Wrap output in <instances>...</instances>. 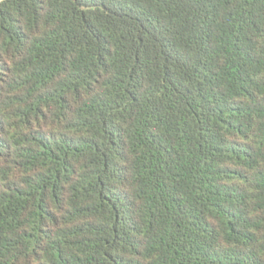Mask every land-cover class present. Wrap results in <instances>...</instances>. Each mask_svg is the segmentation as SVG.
<instances>
[{
	"label": "trees",
	"instance_id": "trees-1",
	"mask_svg": "<svg viewBox=\"0 0 264 264\" xmlns=\"http://www.w3.org/2000/svg\"><path fill=\"white\" fill-rule=\"evenodd\" d=\"M0 264H264V0H0Z\"/></svg>",
	"mask_w": 264,
	"mask_h": 264
}]
</instances>
